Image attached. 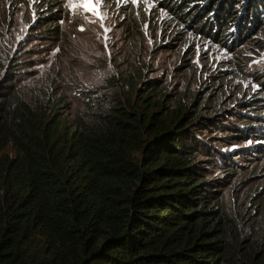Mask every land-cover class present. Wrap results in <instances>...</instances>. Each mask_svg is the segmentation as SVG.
I'll return each instance as SVG.
<instances>
[{
  "label": "trees",
  "instance_id": "obj_1",
  "mask_svg": "<svg viewBox=\"0 0 264 264\" xmlns=\"http://www.w3.org/2000/svg\"><path fill=\"white\" fill-rule=\"evenodd\" d=\"M158 7L228 50L264 25V0ZM62 20L60 8L42 16L41 37L58 41ZM24 74L0 63V264H264V188L233 199V154L202 132L216 127L225 135L208 140L222 147L254 139L240 155L264 160L261 105L223 124L165 82L118 71L115 94L83 90L73 115L59 89L23 91Z\"/></svg>",
  "mask_w": 264,
  "mask_h": 264
},
{
  "label": "rangeland",
  "instance_id": "obj_2",
  "mask_svg": "<svg viewBox=\"0 0 264 264\" xmlns=\"http://www.w3.org/2000/svg\"><path fill=\"white\" fill-rule=\"evenodd\" d=\"M47 1L0 0V63L11 61L16 72H25L19 77L23 91L59 89L74 115L84 108L82 92L112 95L117 88L111 80L118 71L144 73L146 79L165 82L171 91L184 92L193 102L192 110L204 118L227 124L255 105H261L264 115V25L228 50L223 38L201 35L194 30L197 24H183L160 9V0H101L97 11L102 20L82 7L88 0H57L45 8ZM57 8L63 16L61 33L58 41H49L41 37L44 28L39 22ZM191 9L188 16L197 11ZM203 130L206 142L233 154L240 175L232 196L247 204L246 195L264 188V160L239 151L258 142L247 138L238 143L233 138L222 147L219 140L208 138L225 134L216 133V127Z\"/></svg>",
  "mask_w": 264,
  "mask_h": 264
},
{
  "label": "snow or ice",
  "instance_id": "obj_3",
  "mask_svg": "<svg viewBox=\"0 0 264 264\" xmlns=\"http://www.w3.org/2000/svg\"><path fill=\"white\" fill-rule=\"evenodd\" d=\"M100 2H101V0H96V3L92 4L90 2V0H88V2H86L84 5H82V7H84L86 12H91L93 16H99L102 20L103 16L101 15V13L99 11H97V7L99 6ZM131 2L136 3L137 0H131ZM104 6L106 7L107 5L105 4ZM100 26L103 27V24L101 23ZM81 30H83V29H81ZM107 31H108V29L105 28V32H107Z\"/></svg>",
  "mask_w": 264,
  "mask_h": 264
}]
</instances>
